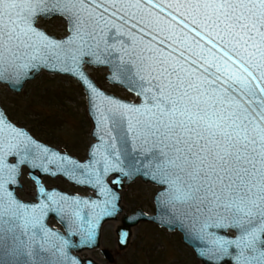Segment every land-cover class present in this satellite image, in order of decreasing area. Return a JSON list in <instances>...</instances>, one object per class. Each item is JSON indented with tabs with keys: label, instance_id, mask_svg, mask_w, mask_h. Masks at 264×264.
I'll return each instance as SVG.
<instances>
[{
	"label": "water",
	"instance_id": "water-1",
	"mask_svg": "<svg viewBox=\"0 0 264 264\" xmlns=\"http://www.w3.org/2000/svg\"><path fill=\"white\" fill-rule=\"evenodd\" d=\"M87 7L92 15L96 18L102 15L103 19L99 24L88 23V12L83 14L86 21L83 35L87 43L82 51L73 20L62 11V5L49 2L42 5L34 16L32 27L54 41L63 43L66 55L62 54L59 59L53 56L30 63L24 58L18 63H29L28 67L19 75L13 72L0 80L13 93L19 94L28 82L43 71L52 75L71 76L85 91L88 116L92 122L91 135L94 141L88 148L87 158L81 161L38 140L28 129L13 123L0 104V113L10 128L24 134L14 138L9 129L0 133L3 141L0 144V168L4 175L0 195L5 199L10 197L25 206L28 213L39 217V225L21 237L31 244L26 250L32 253L39 251L46 264H100L92 258H82L80 253L100 248L104 224L117 220L122 213L120 191L125 185L140 179L159 187L154 197L155 214L148 215L138 209L135 214L122 217L123 225L117 230V243L121 250L128 247L132 228L141 221H146L154 222L170 232L179 231L183 242L193 250L201 264H239V247L231 244L221 251L213 243L215 240H238L239 229L229 226L211 212L199 213L193 209L186 214L187 206L171 201L170 194H166L168 184L164 182L163 173L153 158V153L164 148V145L153 143L150 136L141 133L136 122L142 121L144 116L141 113H129L135 131H128L126 119L113 125L110 119H101L100 111L94 105H103L107 109L112 107L108 104L112 100L127 106L142 107L146 97L147 103L151 104L150 97L153 93H158V89L152 87L149 92V87L166 82L163 78L153 79L158 76L153 69L161 67V62L163 66L170 70L175 68L178 72L181 68L187 71L195 68V75L198 76L206 67L205 60L218 63L222 73L226 70L225 65L229 66L228 71H239L245 66L241 63V57L247 59V53L241 50L237 54L233 48L234 42H228L230 37L222 41L214 31L210 36L209 30L200 22V17H196L194 22L187 0H90ZM41 17L63 18L70 35L57 38L47 33L38 27ZM88 32H93L94 40L87 35ZM72 40L75 42L68 43ZM74 55L77 57L75 60ZM229 56L231 60H228ZM141 58H144L142 74L151 80V85L144 83L143 95L140 94V84L128 71L129 67L135 68L140 64ZM193 60L197 63L193 64ZM85 65L108 68L107 81L125 89L138 101L125 99L102 89L85 69ZM248 70L253 72V83L264 84V80L255 79L261 75V70ZM210 71L215 72L216 69L213 67ZM181 75L185 73L181 72ZM171 79L175 80V76ZM89 83L101 94L99 97L91 92ZM10 142L18 146L10 148ZM23 168L28 169V177L36 186L34 201L23 200L18 194V189H23ZM46 176L61 177L76 186L92 190L94 195L83 196L65 192L58 187H47L43 183ZM107 212L114 214L109 215ZM193 213L199 217L198 222L194 223ZM52 220L60 228L51 227L49 224ZM34 232L39 233L35 241L32 240ZM121 233L128 234L124 243L120 242ZM40 245H44L42 251ZM102 252L106 259L113 260L107 250ZM29 260V257L21 256L16 264H26Z\"/></svg>",
	"mask_w": 264,
	"mask_h": 264
},
{
	"label": "snow or ice",
	"instance_id": "snow-or-ice-1",
	"mask_svg": "<svg viewBox=\"0 0 264 264\" xmlns=\"http://www.w3.org/2000/svg\"><path fill=\"white\" fill-rule=\"evenodd\" d=\"M49 2L62 5V11L73 20L81 51L87 43L83 14L88 12V23L99 24L103 19L102 15L96 18L88 11L90 0H0V80L13 72L19 75L31 61L66 55L63 43L32 27L34 16ZM187 6L194 22L200 17L210 36L214 31L222 41L230 37L228 42H234L237 54L241 50L247 53V59L241 57L245 66L239 71H228L229 66L225 65L222 73L218 63L205 60L206 67L197 76L195 68L191 71L181 68L178 72L161 62V67L153 69L158 73L153 79L163 78L166 82L149 87V92L152 87L158 89L150 97L151 104L146 97L142 107L112 100L108 101L112 107L107 109L103 105L94 106L101 119H110L113 125L126 119L128 131H135L129 113H141L144 119L136 122L141 133L150 136L153 143L164 145L153 153V158L168 184L166 194H170V200L186 205V214L193 209L211 212L239 229L238 240L213 243L221 251L231 244L239 247V264H264V84L253 83V72L248 70H261L255 79L264 80V0H187ZM87 35L95 39L93 32ZM24 58L29 63H18ZM73 59L77 57L74 55ZM231 59L229 56L228 60ZM213 67L215 72L210 71ZM128 71L140 84L143 95L144 83L151 85V80L142 74L144 58ZM81 76L87 79L82 73ZM173 76L175 80L171 79ZM88 87L97 97L101 95L90 83ZM5 129L14 138L24 135L10 128L0 113V133ZM16 146L10 142V148ZM3 183L0 168V189ZM193 215L194 223L198 222L199 217ZM38 225V216L28 213L25 206L10 197L0 195V264H16L21 256L30 258L26 264H46L39 251L28 252L31 244L21 239ZM38 235L34 232L32 240ZM127 235L121 233V243ZM43 249L44 245H40V251Z\"/></svg>",
	"mask_w": 264,
	"mask_h": 264
},
{
	"label": "rangeland",
	"instance_id": "rangeland-1",
	"mask_svg": "<svg viewBox=\"0 0 264 264\" xmlns=\"http://www.w3.org/2000/svg\"><path fill=\"white\" fill-rule=\"evenodd\" d=\"M38 26L58 38L68 34L67 25L60 17L39 19ZM85 69L102 89L128 100H136L125 89L107 81V68L85 65ZM0 104L13 123L28 129L38 140L81 161L87 158L88 148L94 141L91 135L92 122L88 116L85 91L73 77L43 71L28 82L19 94L13 93L6 84L0 82ZM21 183L23 189H18L19 196L23 200L34 201L36 186L28 177L27 168H23ZM43 183L47 187H58L68 193L94 195L92 190L76 186L61 177L46 176ZM158 189L159 187L140 179L125 185L120 191V220L117 218V221L105 223L100 248L83 251L80 256L92 258L101 264H201L193 250L183 242L179 231L169 232V229L153 222L141 221L134 226L128 247L124 250L119 248L118 221L122 226V217L135 214L138 209L154 215V197ZM50 226L60 228L54 220L50 222ZM102 250H107L113 260L106 259Z\"/></svg>",
	"mask_w": 264,
	"mask_h": 264
},
{
	"label": "bare ground",
	"instance_id": "bare-ground-1",
	"mask_svg": "<svg viewBox=\"0 0 264 264\" xmlns=\"http://www.w3.org/2000/svg\"><path fill=\"white\" fill-rule=\"evenodd\" d=\"M119 219V218H118ZM120 220V219H119ZM117 221V220H116ZM120 223H119V221H118V228L119 227H121V224L119 225ZM118 228H117V230H118ZM100 263V262H99ZM101 264V263H100Z\"/></svg>",
	"mask_w": 264,
	"mask_h": 264
}]
</instances>
